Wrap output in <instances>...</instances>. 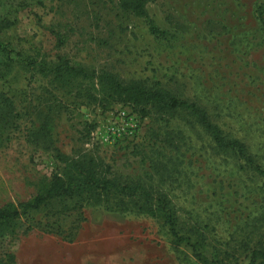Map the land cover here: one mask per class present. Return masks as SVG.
Listing matches in <instances>:
<instances>
[{
	"label": "rangeland",
	"instance_id": "374dc122",
	"mask_svg": "<svg viewBox=\"0 0 264 264\" xmlns=\"http://www.w3.org/2000/svg\"><path fill=\"white\" fill-rule=\"evenodd\" d=\"M146 9L163 35L117 0H0V49H11L0 51V91L20 113L0 147V206L30 200L62 176L55 152L26 138L47 111L60 153L165 193L183 238L175 242L160 219L137 208L65 197L4 225L0 264H247L249 250L264 245L261 174L216 149L193 118L89 101L79 94L82 79L50 95L24 63L68 59L121 82H159L207 106L264 171V0H149Z\"/></svg>",
	"mask_w": 264,
	"mask_h": 264
},
{
	"label": "trees",
	"instance_id": "16d2710c",
	"mask_svg": "<svg viewBox=\"0 0 264 264\" xmlns=\"http://www.w3.org/2000/svg\"><path fill=\"white\" fill-rule=\"evenodd\" d=\"M148 2L149 0H117V5L121 11L143 19L151 34L161 36L163 31L157 27L146 9ZM10 50L4 46L0 49L4 53H9ZM23 60L33 75H40L46 80L50 86V95H54L59 88L70 87L73 81L82 79L78 84L79 94L83 92L89 101L129 103L142 116L147 115L151 109L164 113L173 111L186 113L193 118L192 123L200 126L209 135L216 149L232 151L237 158L244 161V166L253 167L257 173L261 174L264 182V171L260 166L253 165L254 161L246 155L245 144L238 139L227 138L222 129L212 121L207 106L200 101L179 98L159 82H154L152 85L141 79L121 82L110 72L87 69L79 64L71 63L68 59L62 60L53 67H46L31 58ZM47 108L50 112L51 107ZM48 115L46 111L42 116L43 122L37 128L28 130L26 138L36 146L41 144L45 150L55 152V157L63 164L62 176L54 175L49 185L30 200L0 206V236L5 232L4 227L22 214H29L57 199L80 196L86 202H101L113 210L126 211L137 208L145 211L160 219L175 242L179 243L183 237L177 229V215L171 200L165 193L152 192L138 182L129 183L110 177L105 171L98 169L93 159L85 156L65 157L56 145ZM19 119L20 113L14 99L6 92L0 91V147L9 140L12 131L18 126ZM247 264H264L263 244L249 250Z\"/></svg>",
	"mask_w": 264,
	"mask_h": 264
}]
</instances>
